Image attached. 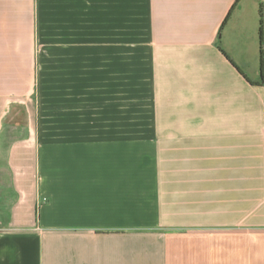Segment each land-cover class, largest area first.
<instances>
[{
	"label": "crops",
	"instance_id": "1",
	"mask_svg": "<svg viewBox=\"0 0 264 264\" xmlns=\"http://www.w3.org/2000/svg\"><path fill=\"white\" fill-rule=\"evenodd\" d=\"M146 16L148 116L123 73L121 102L56 137L33 117L0 132V264H264V0H147ZM36 20V0H0V47Z\"/></svg>",
	"mask_w": 264,
	"mask_h": 264
},
{
	"label": "rangeland",
	"instance_id": "2",
	"mask_svg": "<svg viewBox=\"0 0 264 264\" xmlns=\"http://www.w3.org/2000/svg\"><path fill=\"white\" fill-rule=\"evenodd\" d=\"M36 12V29L1 31L3 135L25 133L33 117L56 137L61 119L89 116L91 101L121 102L123 73L124 101L149 115L147 0H36Z\"/></svg>",
	"mask_w": 264,
	"mask_h": 264
},
{
	"label": "trees",
	"instance_id": "3",
	"mask_svg": "<svg viewBox=\"0 0 264 264\" xmlns=\"http://www.w3.org/2000/svg\"><path fill=\"white\" fill-rule=\"evenodd\" d=\"M231 12H232V10L230 11L228 17L225 19V21H224V23L222 25V28H221V32H222V29H223L224 25L226 24L227 20L229 19L230 15H231ZM261 22H262L261 23V25H262L261 26V34L263 35V23H264L263 18H262V21ZM234 65L238 68V66L235 63H234ZM261 65H262V70H264V53L262 54Z\"/></svg>",
	"mask_w": 264,
	"mask_h": 264
}]
</instances>
